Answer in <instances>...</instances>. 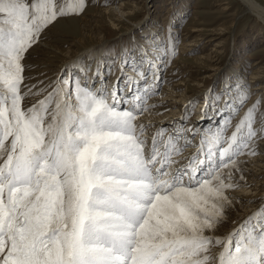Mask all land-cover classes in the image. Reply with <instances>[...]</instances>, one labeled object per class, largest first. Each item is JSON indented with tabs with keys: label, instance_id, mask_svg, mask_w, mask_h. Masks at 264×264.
I'll list each match as a JSON object with an SVG mask.
<instances>
[{
	"label": "snow or ice",
	"instance_id": "snow-or-ice-1",
	"mask_svg": "<svg viewBox=\"0 0 264 264\" xmlns=\"http://www.w3.org/2000/svg\"><path fill=\"white\" fill-rule=\"evenodd\" d=\"M83 4L0 0V264H264V206L226 239L206 235L221 222L224 190L233 187L222 170L244 149L254 154L255 105L226 137L231 102L217 107L206 96L201 120L215 131L185 130L200 135L186 165L172 159L181 150L175 134L166 137L162 126L149 143L146 126L136 123L153 90L138 86L146 72L135 83L122 72L110 89L61 76L24 106L32 94L24 91V55L51 23ZM145 60L151 69L147 51L131 66ZM216 245L222 250L212 257Z\"/></svg>",
	"mask_w": 264,
	"mask_h": 264
},
{
	"label": "rangeland",
	"instance_id": "rangeland-1",
	"mask_svg": "<svg viewBox=\"0 0 264 264\" xmlns=\"http://www.w3.org/2000/svg\"><path fill=\"white\" fill-rule=\"evenodd\" d=\"M255 1L264 7V0ZM68 2L72 0H61ZM145 51L153 67L145 66L147 74L140 87L153 90L143 107L151 101L150 94L165 95L168 92L162 90L163 85L171 86L176 102H167L165 113L171 112L158 121L153 132L163 126L166 137L175 134L173 144L185 160L197 151L200 140L199 134L193 138L185 130L204 129L205 135L215 131L209 120H201L208 95L218 101L217 107L224 106L226 99L231 102L224 108L230 120L226 137L255 105L253 128L257 135L250 147L255 152L264 146L258 140L264 142V24L240 0H84L82 10L51 23L24 55V91L32 94L25 96L23 104L29 107L44 98L61 76L78 77L89 85L95 82L97 88L99 84L111 87L122 72L125 79L132 73L140 79L141 71L131 65ZM125 60L129 61L127 67ZM98 72L105 77L103 84L99 76L94 77ZM157 72L158 89L153 75ZM207 115L214 113L209 109ZM246 154L248 149L235 160L241 161ZM249 189L244 195L251 199L243 200L249 214L242 217L241 205L227 202L221 222L206 235L224 240L264 206V178L254 181ZM214 248L221 251L222 245L210 249L212 257Z\"/></svg>",
	"mask_w": 264,
	"mask_h": 264
},
{
	"label": "bare ground",
	"instance_id": "bare-ground-1",
	"mask_svg": "<svg viewBox=\"0 0 264 264\" xmlns=\"http://www.w3.org/2000/svg\"><path fill=\"white\" fill-rule=\"evenodd\" d=\"M242 5L249 10V12L253 15L256 16L257 20H260L261 22H263L264 24V7H262L260 4L257 3V1L255 0H240ZM147 67V63H143L140 65V68L137 69V72L140 73L141 72H145L146 71V67ZM154 69V68H153ZM130 71H132L130 69ZM136 74V73H135ZM132 73L128 74V77L133 78V83H135V81H139L140 79L137 78V75H135ZM131 75V76H130ZM143 83V81L141 82ZM141 83L138 85L140 87ZM175 84V83H174ZM100 84L99 87L100 88ZM111 87L109 86V89ZM141 88V87H140ZM142 89V88H141ZM171 91L169 92L168 91ZM162 90H167L168 93H166L164 95L160 94L157 96H153L155 95L154 93L151 95H149L150 100L145 103V106L143 107L144 111H140L137 114V119H136V123L139 126L140 124L145 125V133H146V137L149 140H151L152 138V134H154L153 132V128H155L158 124H159V120H162V118L165 117V115L170 114L171 110L168 111L167 113H165L166 110V104L169 100H173V102L176 98L173 97L174 95V90L171 89V86H168L167 84L163 85V89ZM127 90L125 89V92ZM178 91V90H177ZM176 91V92H177ZM173 93V94H172ZM180 94V93H179ZM182 101V100H181ZM123 107V106H122ZM149 123V125H148ZM152 125V126H150ZM144 133V134H145ZM176 138V137H175ZM257 139V138H256ZM259 140V144L264 145V142L262 139H258ZM150 143V142H149ZM260 146V145H259ZM264 146L260 147V148H256L255 152H252L254 154H246L245 156H241L242 160L241 161H237L236 164L234 166L229 167V169H223V178L225 180V183H230L233 185V187L231 188H227L225 189V193L227 194H232L234 195V198H230L229 196L227 197V200L224 202V204H227V202L229 203H233L234 205H241V210H242V217L247 216L249 214L250 211H248L246 209V206L243 204V200L248 199L250 200L251 198L249 196L244 195L245 191H249V187L250 185H252L254 183V181H259V180H263L264 178ZM261 148H263L262 151H259ZM239 157V158H241ZM172 159L174 161L177 162V164L179 165H186L188 163V160H185L186 158H184V154L183 153H177L175 155L172 156ZM176 165H173V167H175ZM247 169L251 170L249 171V173H247ZM253 169V170H252ZM237 186L238 189H235ZM247 187V188H244ZM240 188V190H239ZM235 189V190H232ZM245 198H242L244 197ZM254 199V197H253ZM243 218V219H244ZM212 230L207 231V233H211ZM206 233V234H207ZM215 250L213 251L215 255V257H218V253L220 252L218 248H214ZM213 263L211 261V264H216L215 259H213Z\"/></svg>",
	"mask_w": 264,
	"mask_h": 264
}]
</instances>
